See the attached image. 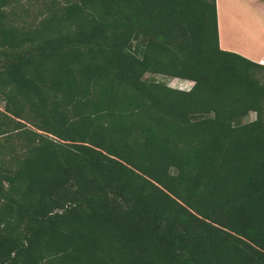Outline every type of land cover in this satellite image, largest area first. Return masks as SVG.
<instances>
[{
  "label": "trees",
  "instance_id": "trees-1",
  "mask_svg": "<svg viewBox=\"0 0 264 264\" xmlns=\"http://www.w3.org/2000/svg\"><path fill=\"white\" fill-rule=\"evenodd\" d=\"M0 264H264V66L215 0H0Z\"/></svg>",
  "mask_w": 264,
  "mask_h": 264
},
{
  "label": "crops",
  "instance_id": "crops-1",
  "mask_svg": "<svg viewBox=\"0 0 264 264\" xmlns=\"http://www.w3.org/2000/svg\"><path fill=\"white\" fill-rule=\"evenodd\" d=\"M217 42L264 66V0H215Z\"/></svg>",
  "mask_w": 264,
  "mask_h": 264
},
{
  "label": "rangeland",
  "instance_id": "rangeland-1",
  "mask_svg": "<svg viewBox=\"0 0 264 264\" xmlns=\"http://www.w3.org/2000/svg\"><path fill=\"white\" fill-rule=\"evenodd\" d=\"M31 10H33V6ZM26 19L30 20L31 18L26 17ZM143 78H145L146 80L153 79L156 81H162V82H165L168 86L177 88V89L186 87V81L184 79L177 78V77H166L161 74H156V73L150 74L146 72L143 74ZM253 117H254V112L249 111L247 115L243 118V120H251Z\"/></svg>",
  "mask_w": 264,
  "mask_h": 264
},
{
  "label": "built area",
  "instance_id": "built-area-1",
  "mask_svg": "<svg viewBox=\"0 0 264 264\" xmlns=\"http://www.w3.org/2000/svg\"><path fill=\"white\" fill-rule=\"evenodd\" d=\"M186 81V87L185 88H179V89H182V90H188L191 85L193 84V81L191 80H188V79H184Z\"/></svg>",
  "mask_w": 264,
  "mask_h": 264
}]
</instances>
